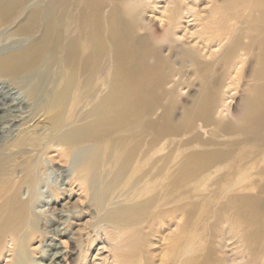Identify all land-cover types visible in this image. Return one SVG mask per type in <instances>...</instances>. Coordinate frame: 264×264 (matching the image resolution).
Returning a JSON list of instances; mask_svg holds the SVG:
<instances>
[{"label":"bare ground","instance_id":"obj_1","mask_svg":"<svg viewBox=\"0 0 264 264\" xmlns=\"http://www.w3.org/2000/svg\"><path fill=\"white\" fill-rule=\"evenodd\" d=\"M166 2L0 0V243L50 237L33 206L59 159L87 202L54 236L96 220L143 254L167 228L163 264H264V0Z\"/></svg>","mask_w":264,"mask_h":264},{"label":"rangeland","instance_id":"obj_2","mask_svg":"<svg viewBox=\"0 0 264 264\" xmlns=\"http://www.w3.org/2000/svg\"><path fill=\"white\" fill-rule=\"evenodd\" d=\"M154 1L157 3L158 9H156V12H153L150 15L153 16L154 14H157L158 16H160V12L167 4V0ZM210 5L211 3L209 4L207 2H204L198 7L206 10L207 12V10H209L210 8ZM152 27L154 29L151 33L153 37L154 35L157 37H162L164 35V28H162V26L160 25V20L158 18L155 19ZM193 29L194 27L192 28V30ZM183 32H185L183 31V28H180L178 34L182 35L184 34ZM242 85L243 82L238 88V92L233 90L230 91V93L224 95L226 97V101H229L228 103L226 102L227 105H229L230 103L229 109L231 108L230 110H225L224 114H228L229 117H232L233 113H236L238 111L236 107L238 101L241 98V94L243 93V90L241 88L243 87ZM188 90L189 89H185L184 92L186 94H189L187 93ZM193 91L194 90H190L191 93ZM185 95L182 97L183 101L188 100V96ZM232 95H236V97L232 98ZM42 122V124L40 123V127L38 129L41 133L47 130V123H45L44 121ZM64 165L66 164H63V162H61L59 159H57V164H45V167H43V169L41 170L39 182L36 185L37 199L34 203L33 209L38 215V220L41 227L50 231V237L43 238L42 236H39L35 240H22L13 242L6 236L5 239H3L0 243V264H114L113 262L116 256H118L119 254H123V252H125V254H123L121 257L125 262H127L126 264H128V261L129 264H135V262H137L138 259L143 256V254H145L144 256L148 259V264L164 263L162 261H165L167 258L164 256L165 259L163 258L164 260H162V255L164 253L159 254L158 252L161 253L165 252L166 250L165 246H167L168 240H166L165 242L163 241V243L162 238L163 234L168 233L167 228L164 230L163 234H158L156 236L153 235L152 237H150L152 240L151 244L144 249V252L142 251L143 254H141L140 252V247L144 242V236H141V238L138 237L134 246L131 245L130 247L127 246V244L129 243L126 240H118L113 242L112 236H110V239H108V237H105V235L102 234V238H97L96 234L99 231V227L96 223V220H92L93 222L91 221L88 227L81 232L82 235L80 234L81 236L78 237L74 242H71L68 236H54V228H56L57 226L64 227L67 224L65 223V225H61L59 222L66 219V216L70 213V210L75 211L77 209H80V207H76L75 209H73L75 206L74 203L78 201L79 204L82 203L81 205H84L85 202H87L83 201L86 199L82 197L84 196V194L79 190L77 184H74L73 186V184H71V181H69L74 175L73 165L66 166L65 169L61 170V167H63ZM68 181L70 182V184ZM56 186H61L62 189H67V191L70 193V197L69 195H66L59 202L53 203L54 197L52 194V188ZM23 193L24 197H26L27 194L25 189L23 190ZM80 200H82V202H80ZM87 218L88 217L83 218L81 221H79V223L87 220ZM50 220H55V222H50ZM175 224L176 223L172 224L173 228L175 227ZM76 225L77 222L74 227L79 229V224L77 226ZM91 235L92 239L95 238V240L91 241V239L89 241L88 237H90ZM206 235L207 234L205 233V238ZM53 243L60 244L62 247H52L51 244ZM162 244H164L165 246ZM56 252H62V255L58 258H55L54 254ZM86 255V261L83 262L84 256Z\"/></svg>","mask_w":264,"mask_h":264}]
</instances>
